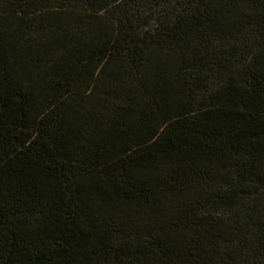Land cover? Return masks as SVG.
<instances>
[{"label":"trees","instance_id":"obj_1","mask_svg":"<svg viewBox=\"0 0 264 264\" xmlns=\"http://www.w3.org/2000/svg\"><path fill=\"white\" fill-rule=\"evenodd\" d=\"M0 264H264V0H0Z\"/></svg>","mask_w":264,"mask_h":264}]
</instances>
